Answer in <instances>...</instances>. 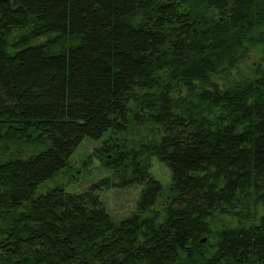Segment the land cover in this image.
Here are the masks:
<instances>
[{"label": "trees", "instance_id": "1", "mask_svg": "<svg viewBox=\"0 0 264 264\" xmlns=\"http://www.w3.org/2000/svg\"><path fill=\"white\" fill-rule=\"evenodd\" d=\"M0 264H264V0H0Z\"/></svg>", "mask_w": 264, "mask_h": 264}, {"label": "rangeland", "instance_id": "2", "mask_svg": "<svg viewBox=\"0 0 264 264\" xmlns=\"http://www.w3.org/2000/svg\"><path fill=\"white\" fill-rule=\"evenodd\" d=\"M105 138L106 136L98 141L87 139L77 149L71 160V169L66 174L65 179L63 178L64 181L68 182L67 191L72 193L83 192L97 181L110 175L101 167V162L92 156L94 150L103 145ZM150 172L163 186L170 184L171 172L158 158L152 159ZM52 186L53 183H48L46 188ZM141 191V187L121 190L111 188L98 191V195L111 217L116 221H121L135 210Z\"/></svg>", "mask_w": 264, "mask_h": 264}]
</instances>
